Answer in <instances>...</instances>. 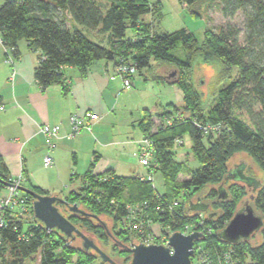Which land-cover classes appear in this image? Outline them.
Segmentation results:
<instances>
[{
  "label": "trees",
  "instance_id": "16d2710c",
  "mask_svg": "<svg viewBox=\"0 0 264 264\" xmlns=\"http://www.w3.org/2000/svg\"><path fill=\"white\" fill-rule=\"evenodd\" d=\"M201 1L181 0L188 7ZM219 2L225 18L231 19L238 12L245 14V45L239 44V32L230 26L218 33L207 30L203 44L186 30L157 33L152 24L141 20L143 16L160 12L161 3L152 4L149 0H5L0 7V39L6 49L12 50L14 60L21 57L19 44L22 42L29 51L40 52L42 57L34 71L35 80L43 89L61 84L65 93L68 85L63 69L76 68L86 76L87 70L100 61L114 62L115 68L123 62L129 63L136 66L139 74L145 71L155 74L150 79L159 83L166 80L157 73L158 68L172 66L184 71L198 62L214 66L216 85L221 87L207 114L202 95L180 77L174 83H167L184 91V110L189 116L174 119L171 126L160 125L154 132L155 115L150 111L145 110L139 122L143 137L152 142V164L169 188L166 194L160 195L153 182L142 180L141 176L123 177L110 170L101 175L89 171L83 176L79 189L59 196L103 221L104 217L108 218L112 222L111 234L127 246L137 237L125 227L129 206L148 203L152 222L171 232L183 231L187 225L200 220L202 214L206 226L212 229L203 242L205 246L232 251L240 264H264V228L260 232L262 240L256 246L249 242L231 245L219 237L247 195L245 186L228 179L231 160L244 153L264 173V3L258 0ZM79 27L108 36V46L91 41ZM129 28L134 33L133 38H127ZM178 47L185 51L184 59L173 54ZM169 115L157 114L156 117ZM201 125L217 126L219 131L204 133ZM185 136L190 137L193 156L202 167L189 172L187 180L177 183L176 178L185 172V166L176 161L174 148ZM0 178L5 184H12L13 179L1 157ZM221 185H228L226 200L217 199ZM206 188L209 190L201 199L213 203L216 214L213 218L193 213L187 207V203ZM5 189L0 183V198ZM28 189L50 195L39 188ZM20 194L24 205L18 211L16 208L8 212L7 227L0 229L1 264H26L33 262L37 255H40L37 264H69L72 254H78L77 264H90L95 260L107 264L82 247L74 249L73 243L59 232L47 231L34 218L33 198ZM255 197V208L264 214V185ZM175 200L179 201V206L170 208ZM58 206L68 220L90 238L95 235L101 241H112L96 220L79 217L69 213L63 205ZM24 214L29 219L23 218ZM112 249L127 261L131 260L129 251L114 243ZM7 252L9 259H6ZM194 263L197 264L196 256L192 257Z\"/></svg>",
  "mask_w": 264,
  "mask_h": 264
},
{
  "label": "crops",
  "instance_id": "0c3cea01",
  "mask_svg": "<svg viewBox=\"0 0 264 264\" xmlns=\"http://www.w3.org/2000/svg\"><path fill=\"white\" fill-rule=\"evenodd\" d=\"M19 50L20 59L8 63L6 48L0 43V157L11 178L22 176L25 188L34 187L50 195H63L64 189H79L83 176L89 171L93 175H101L111 170L119 175L121 160L109 157L107 152H122L131 141L117 138L113 132L118 124L141 131L139 122L143 113L134 121L131 112L123 106L124 119L117 121L121 102L131 96L132 89H123L115 63L97 62L87 70L86 76L76 68L63 69L65 84L68 85L65 93L61 84L43 89L35 80L34 71L42 57L40 52L29 51L23 42L19 44ZM153 65L157 67V64ZM137 76L142 77L140 80L144 86L152 87L154 91L155 85H164L137 73L133 77V86L137 84ZM168 87L180 104L183 97L177 86ZM162 92L163 88H160V94ZM145 110L157 112L150 108L143 112ZM87 111L100 116L93 123L91 132L83 131L75 138H68L70 116ZM42 125L61 127L60 138L51 153L54 159L52 167L44 164L48 151L45 138L39 133ZM141 134L142 137L135 141L137 148L134 152L140 149L144 138Z\"/></svg>",
  "mask_w": 264,
  "mask_h": 264
},
{
  "label": "rangeland",
  "instance_id": "374dc122",
  "mask_svg": "<svg viewBox=\"0 0 264 264\" xmlns=\"http://www.w3.org/2000/svg\"><path fill=\"white\" fill-rule=\"evenodd\" d=\"M150 3H161L160 12L158 14H148L141 18L142 21L152 24L155 31L157 33H174L180 30H186L192 33L197 41L200 44H203L206 39V31L213 30L215 32H219L220 29H226L228 26L238 30V42L240 45H245L246 43V33H247V18L243 12H238L233 18H225L222 14L221 4L219 0H203L195 5L188 7L184 5L181 0H149ZM264 3V0H258ZM5 3V0H0V7ZM82 32L93 42L105 46H108V36L100 35L98 32L85 28L79 27ZM134 33L129 28L127 29V38H133ZM173 54L179 58L184 59L186 54L182 47H178ZM152 64H155L154 62ZM174 71H177V80H180V77H183V82L191 83L194 88L202 95L203 102L205 103L206 111H209L210 107H212L217 99V92L221 86L216 85L217 83V70L214 66L206 65L203 63H195L190 70H180L179 68L172 66H165L161 68L157 73L161 75L165 80L167 76ZM146 78H151L153 73L143 72L142 74ZM183 74V76H181ZM136 75V74H135ZM166 75V76H165ZM141 76H137L136 81L137 84L132 87V94L129 98L124 99L121 102L120 109L117 112V121L124 119L122 113V107H127V109L131 112L132 119L134 121L138 119V116L143 113V110L146 108H150L153 110L151 114L155 115L154 131H157L160 125L166 127L171 126L172 121L174 119H183L188 117L189 114L185 112L184 107V91L179 89L183 100L178 104L177 96L175 93H172V89H170V82L166 80L162 85H155V91L152 87L144 86V83L140 80ZM174 81V82H176ZM175 86V85H170ZM160 88H163V92L160 94ZM127 91V89H126ZM170 103V104H169ZM173 103V106H172ZM158 105V106H156ZM175 106V107H174ZM166 113H170L169 116H165L164 118H157V114L164 115ZM117 138H121L122 140L131 141L129 146H126L122 152H107L109 157H117L118 160H121L120 167L118 169V173L121 176H132V175H140L147 176L148 170L143 167L137 159L133 158L132 154L136 151L137 144L135 141H138L141 137V131L138 128L133 127H124L122 124H118L113 132ZM144 139V138H143ZM142 139V140H143ZM153 148V145H152ZM174 153L176 154V161L182 163L185 166V172L181 173L177 176L176 182L180 183L188 179V173L191 171H196L202 167L198 161L193 156L192 153V142L189 136H185L182 140H178L176 142V146L174 148ZM244 167V175L250 177L256 181L257 184L264 185V173L258 167V165L250 158L248 155L244 153L237 154L229 163L230 172L228 174V179L230 181V175L235 171L240 169V167ZM132 170V172H130ZM25 185V183H23ZM22 186V183H21ZM154 186L160 195H164L169 190L166 185L164 179L160 174L154 173ZM220 188V187H219ZM218 188V189H219ZM228 194V185L222 187ZM253 186H246L247 195L243 200V207L245 204L250 205L254 208L255 213L262 217L264 220V214L258 211L255 208V200L256 197L254 193L251 192ZM209 188L204 189L200 193H198L191 201L187 203L188 209H190V204L195 205L197 202V198H204ZM63 195H66L70 190L64 189ZM20 192V191H19ZM22 193V192H20ZM21 195V194H20ZM241 204V205H242ZM240 205V206H241ZM19 208L16 209L18 211ZM193 213H197V211H191ZM202 213V212H198ZM210 213L215 214V211H211ZM209 216V213H203ZM202 215V214H201ZM22 217V216H19ZM25 219H29L28 215L23 216ZM104 220L107 221L108 227H112V222L104 217ZM155 233L159 234V228L155 227ZM93 235V234H92ZM96 243L101 247V249L110 255L114 260H116L119 264H129L130 261H127V258L123 255H120L118 252H113V241H101L98 237L93 235L91 237ZM98 239V241L96 240ZM262 238L260 233L255 234L252 239L249 241L251 246H256L261 242ZM138 244V243H136ZM74 249H79L82 247L81 240H76L73 243ZM9 252L6 253V259H9ZM40 260V255L34 259V261H28L26 264H37ZM78 262V254H72L69 256V264H77ZM100 261L95 260L90 264H99ZM1 264V257H0ZM196 264V263H194Z\"/></svg>",
  "mask_w": 264,
  "mask_h": 264
},
{
  "label": "water",
  "instance_id": "95a60500",
  "mask_svg": "<svg viewBox=\"0 0 264 264\" xmlns=\"http://www.w3.org/2000/svg\"><path fill=\"white\" fill-rule=\"evenodd\" d=\"M177 79V71H174L166 80L174 83ZM244 167L234 171L232 176L240 173V178H234L245 183H253L254 179L244 175ZM231 178V175L230 177ZM0 183L6 187L11 184L4 183L0 178ZM258 189L262 187L258 184ZM18 190L33 198V213L34 218L49 232L57 231L62 234L69 243H74L76 240H81L82 250L88 253L96 254L103 262L107 264H119L101 247L90 238L87 234L76 227L63 214L58 206L63 205L69 213L77 215L82 218H92L96 220L101 227L105 229L113 243L123 250L131 253V260L129 264H192V257L194 256V245L202 238L201 232H193L190 235H184L180 232H173L169 237V247L173 249V253L169 247L163 245H143L132 244L127 246L121 241L117 240L110 232L109 227L105 221L96 215L90 214L77 204L71 205L59 195H40L33 190L23 186L18 187ZM218 200L228 199L227 192L220 186L218 190ZM198 210L205 213L208 210V205H201ZM216 214L209 215L213 218ZM264 228V220L255 213L253 207L245 204L244 207L238 209L234 217L227 224L225 229L219 234V237L231 244L237 245L242 242H249L255 234H259Z\"/></svg>",
  "mask_w": 264,
  "mask_h": 264
},
{
  "label": "built area",
  "instance_id": "2783aa9c",
  "mask_svg": "<svg viewBox=\"0 0 264 264\" xmlns=\"http://www.w3.org/2000/svg\"><path fill=\"white\" fill-rule=\"evenodd\" d=\"M0 43H2L0 39ZM7 62L13 63L12 50L6 49ZM116 69V74L123 82V89L130 90L133 87L132 77L137 74L136 66L129 63H121ZM3 110V108H1ZM100 119V116L96 113L87 111L84 114H73L69 118L71 126V132L68 138H75L79 136L83 131L91 132L92 125ZM204 133L218 132L219 127L215 126H199ZM61 127L59 125L50 126L42 125L39 128V133L45 138L47 155L44 158V164L46 167H52L54 159L51 155L55 148V143L60 138ZM133 158L137 159L138 162L148 170V175L141 176L142 180H148L154 184V173L155 167H153L154 153L152 148V142L148 138H144L140 142V149L132 154ZM157 167V165H156ZM23 177L13 179L11 186L6 187L2 192L0 198V229L7 227L6 225V214L8 212L15 211L16 208H21L25 200L20 195L18 187L21 186ZM155 187V186H154ZM179 206V201H174L170 208H176ZM149 204H137L135 206L128 207V216L126 217L125 227L130 232L137 235L136 240L132 244H143V245H163L169 247V237L173 233L168 229H163L160 224L152 222L149 216ZM159 210V208H158ZM204 216L201 215L200 220L196 223L187 225L180 233L184 235H190L197 231L201 232L202 238L194 245V256H196L197 264H240L239 259L234 255L232 251H226L217 248L216 246L207 247L206 243H203L207 236L212 232L210 227H207L204 221ZM155 227L159 228L160 233H155ZM2 245V239L0 238V246ZM170 248V247H169ZM171 253L173 249L170 248Z\"/></svg>",
  "mask_w": 264,
  "mask_h": 264
},
{
  "label": "flooded vegetation",
  "instance_id": "af4514ba",
  "mask_svg": "<svg viewBox=\"0 0 264 264\" xmlns=\"http://www.w3.org/2000/svg\"><path fill=\"white\" fill-rule=\"evenodd\" d=\"M243 168V166L240 167V169ZM237 171V170H235ZM244 173V172H243ZM241 177V174L240 173H236L234 176H232L231 174V178H230V181L232 183H235V184H239V185H242V186H253V189H251V192L256 194L258 192V184L256 183V181H254L253 183L249 184V183H245L243 181H240V180H237V179H234V178H240ZM222 187H225L224 185H221ZM223 189V188H222ZM225 189V188H224ZM219 190V189H218ZM213 203H209V202H205L204 200H202L200 197L197 198V202L195 205H191L190 204V209L189 211H197L199 212L198 208L201 206V205H208V210L205 212V213H209V215H211L212 213H210L211 211H213V206H212ZM243 207V204L239 207V209H241Z\"/></svg>",
  "mask_w": 264,
  "mask_h": 264
}]
</instances>
